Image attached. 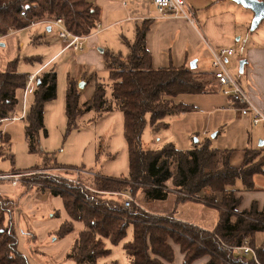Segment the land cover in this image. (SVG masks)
<instances>
[{
	"label": "trees",
	"instance_id": "1",
	"mask_svg": "<svg viewBox=\"0 0 264 264\" xmlns=\"http://www.w3.org/2000/svg\"><path fill=\"white\" fill-rule=\"evenodd\" d=\"M58 18L64 20L73 34L89 37L99 26L100 9L88 0H0V37L35 22ZM151 26V20L138 25L134 42L128 43V55L104 52L110 98L107 87L97 82L93 98L81 105L76 81L68 80V131L78 129L80 117L90 111L101 119L118 108L124 118L129 171L125 177L96 176L90 185L45 178L40 190H49L53 196L60 197L69 217L60 225L56 237L63 239L77 231L66 260L98 264L111 253L106 242L121 243L132 226L133 239L124 245L131 264L172 263L173 244L180 247L184 264L204 258H207L205 264H264V243L258 246L256 241L257 234L264 232V208L260 211L254 204L250 211L239 212L241 198L236 189L241 181L246 191L254 190V177L264 175V149H245L243 163L235 167L232 165L234 151L214 149L209 139L187 152L171 143L160 151L141 147L148 123L158 132L169 126L167 118L194 110L178 102V97L210 94L216 90L211 84L212 74L196 73L187 67L154 69L146 45ZM28 81L29 75L18 71V60L9 61L0 73V119L14 116L21 103V93L25 97ZM34 85V101L23 118L31 153L38 152L40 136H48L45 109L57 98L56 70L37 76ZM4 141H8L6 135ZM48 159L45 158V164ZM37 168L40 167L32 169ZM129 190L133 196L142 190L148 198L159 201H165L172 192L177 195V205L203 203L218 212L219 220L213 230H205L174 217L151 215L134 205L126 207L118 194ZM207 190L220 197H201ZM15 209L14 201L0 197V264H30L19 250ZM77 223L83 228L78 229ZM246 242L255 249L256 260L236 250Z\"/></svg>",
	"mask_w": 264,
	"mask_h": 264
},
{
	"label": "crops",
	"instance_id": "2",
	"mask_svg": "<svg viewBox=\"0 0 264 264\" xmlns=\"http://www.w3.org/2000/svg\"><path fill=\"white\" fill-rule=\"evenodd\" d=\"M88 1L100 9V23L97 31L92 36L86 37L82 52L64 51L63 43L57 39L49 24L43 21L35 22L28 28L11 32L3 37L2 41L20 32L31 30L35 31L31 39L33 45L44 46L48 50L52 42L57 43L59 48L54 50L55 54L49 59L37 60V62L42 60L39 68L27 75L39 76L50 69H55L53 65L56 61L63 55H68L69 61L75 63L78 68L84 69L88 66L92 71L89 77L82 76V72L79 77L68 74V77L71 75L77 85L81 86L79 87L81 92L90 81L96 79L98 72H106L104 52L113 51L128 55L130 51L128 43L134 42L138 25L145 20H151L152 26L146 37V45L152 56L154 69L171 66L191 69V64L196 63L193 71L211 75L210 49H234L235 55L228 59L227 67L233 58L236 59L234 63L239 62V75L234 76L253 102L264 112V21L252 32L253 11L231 0H186L196 20L195 24H191L186 20H159L152 0ZM117 40L124 42L128 51L118 44L115 46ZM18 45L19 51L25 46L19 42ZM1 46L5 47L4 44ZM101 49L103 52L100 51ZM15 56L16 54L9 56L8 62ZM242 62L243 72L240 71ZM215 89L210 94L189 95L197 98L195 100L197 102L182 103L191 106L194 110L169 117L167 122L169 126L165 129L171 131L170 143L187 152L194 149L197 144H202L204 140L209 139L211 133L215 132L214 138L226 136L225 138L231 137L234 141L239 138L246 140L244 150H258L255 145L259 141L263 145L260 149H264L262 142L264 126H253L251 118L242 116L230 97L222 94L218 87L215 86ZM199 135L203 138L200 139ZM6 136L8 141L5 144L9 146L11 138L9 135ZM194 136H196L195 141ZM239 159L237 156H232V165L240 167L244 155ZM254 183V190L246 191L241 181L238 182L237 196L241 198L239 212L250 211L254 204L260 211L264 208V175H256ZM0 197L8 198L16 204L14 218L19 237V250L28 258L30 264H67L66 255L73 247L75 237L67 236L63 239L56 237L60 225L65 220H69L63 200L53 196L49 190H39L35 186L30 189L0 186ZM189 203L177 205L175 202L171 213L161 212L160 215L171 216L202 228L193 216L181 213ZM76 227L82 229L83 225L77 223ZM214 228L215 226L211 230ZM197 261L193 264H199ZM206 261L207 258L201 264H205Z\"/></svg>",
	"mask_w": 264,
	"mask_h": 264
},
{
	"label": "rangeland",
	"instance_id": "3",
	"mask_svg": "<svg viewBox=\"0 0 264 264\" xmlns=\"http://www.w3.org/2000/svg\"><path fill=\"white\" fill-rule=\"evenodd\" d=\"M33 33H35V31L31 30L20 32L0 42V72L5 71L9 56L13 54H16V56L11 60H18V71L23 74L34 73L42 62V60L41 62H29L28 59L42 58L46 60L55 54L56 51L54 50L59 48L57 43L52 42L48 50L44 46H35L31 43ZM18 42L25 45L20 51L18 49ZM1 44H4L5 47H2ZM116 44L128 51L124 42L117 40L115 41V46H118ZM68 61L69 56L63 55V57L53 65L58 74L57 98L46 106L45 127L48 136H40L38 152L31 153L29 151L28 141L26 139V120L9 122L0 126V131H3L5 135H9L11 138L10 145L7 146V144H5L4 148L0 151V174H21V183L16 186L17 188L26 187L30 189L35 186L40 190V188H43L45 185L44 182L46 177L74 184L84 183L90 185L96 176L118 178L128 175L129 161L127 144L124 137V118L122 112L118 108H114L111 113L104 115L101 119L96 117L94 111H90L80 117L78 129H73L70 132L68 131V120L66 116L68 80L74 75L77 77L81 76V72L83 73L82 76L89 77L92 74L88 66L81 69L70 61V64H68ZM234 61H236V59L234 60L233 58L229 62L228 68L233 75L238 76L239 62L234 63ZM105 70L106 72L104 73L98 72L96 79L90 81V83L84 87L83 91L80 92L79 90L81 94V104L93 98L97 82H101L107 87L108 97L110 98L109 72L107 69ZM68 74L72 76L70 75V77H68ZM210 80L211 84L215 87L212 77ZM35 87L36 85L33 86V89L27 94L26 98L21 96V103L17 107L14 115L20 117L22 116L23 109L26 111L29 110L34 101L33 92ZM79 87L81 88V86H78V89ZM196 99L197 98H193L189 95H183L176 100L180 103H190L192 101L197 102L195 101ZM197 104H199V102ZM149 118L148 116V121ZM169 119L170 118H167L166 122H168ZM214 133L215 132L209 135V140L213 142L212 148L234 151L233 156H237L238 159L244 155L242 150H244L243 147L246 140H241V138H239L234 141L231 137L225 138L226 136L214 138ZM230 134L232 135V133ZM170 136L171 131L161 129L156 132L148 123L142 135L141 147L143 150L147 151H160L171 142ZM201 136L202 135H199L200 139L203 138ZM195 139L196 136H194L193 140L195 141ZM262 142H264V140ZM262 146L261 141L255 145L257 149H260V147L263 148ZM46 157L50 159H48L45 164ZM35 167L40 168L32 169ZM0 186L8 187L11 185L5 183L0 184ZM171 193L165 201H159L148 198L144 191L140 190L136 196L132 195L134 198L133 205L142 208L151 215L168 217L160 214L161 212L167 211L171 213L172 208H174V203L177 202V195ZM200 196L220 197L219 194H214L208 190L204 191ZM182 212L187 216H193V218L200 223V226L206 228V230H211L213 226H216L219 220V214L216 210L194 202H190L187 208L181 210V213ZM76 234L77 231H75L71 237H75ZM132 239L133 227L130 226L124 241L117 245L106 242V247L111 253L108 257L100 259L98 264H131L124 250V245L131 242ZM256 241L258 246L264 243V232L257 234ZM173 251V262H166L165 264H184L183 254L177 244H173ZM30 257L33 256L30 255ZM204 261L205 258L197 261V263L201 264ZM66 263L77 264L71 260H68Z\"/></svg>",
	"mask_w": 264,
	"mask_h": 264
},
{
	"label": "built area",
	"instance_id": "4",
	"mask_svg": "<svg viewBox=\"0 0 264 264\" xmlns=\"http://www.w3.org/2000/svg\"><path fill=\"white\" fill-rule=\"evenodd\" d=\"M159 20L176 19L186 20L191 24H195L193 12L191 11L186 0H152ZM126 5V4H125ZM24 16L25 13H22ZM49 24L54 31L57 39L63 43L64 51L80 52L84 49L86 37L73 34L65 26L62 18L44 20L43 23ZM3 37H0V42ZM212 60V78L215 86L218 87L222 94L231 98L236 105L237 110L242 116H249L253 126H264V112L253 102L248 93L241 86L240 82L230 72L227 67L228 59L235 55L234 49H210ZM37 75L29 76L28 86L25 91L27 94L33 89ZM25 110L21 117L14 115L11 118L0 119V126L9 122H15L23 119ZM5 134L0 131V151L5 146ZM21 174H0V184H10L13 187L20 185ZM78 182V181H77ZM123 198L125 206L130 207L134 203L132 192L129 190L123 194H118ZM171 218V217H170ZM236 250L246 256H251L256 260V251L246 242L244 246L236 248Z\"/></svg>",
	"mask_w": 264,
	"mask_h": 264
},
{
	"label": "water",
	"instance_id": "5",
	"mask_svg": "<svg viewBox=\"0 0 264 264\" xmlns=\"http://www.w3.org/2000/svg\"><path fill=\"white\" fill-rule=\"evenodd\" d=\"M241 6H243L246 9H249L253 11L254 13V19L252 21L251 25V31H255L258 29L260 24L264 21V1L260 0H231ZM103 52V50H100ZM196 68V63L191 64V69ZM244 63H241L240 71L243 72Z\"/></svg>",
	"mask_w": 264,
	"mask_h": 264
}]
</instances>
